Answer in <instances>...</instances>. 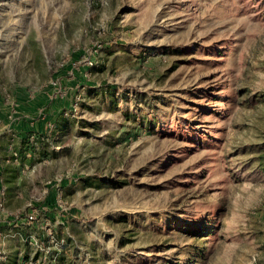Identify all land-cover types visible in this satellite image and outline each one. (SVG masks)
I'll use <instances>...</instances> for the list:
<instances>
[{"label": "rangeland", "instance_id": "1", "mask_svg": "<svg viewBox=\"0 0 264 264\" xmlns=\"http://www.w3.org/2000/svg\"><path fill=\"white\" fill-rule=\"evenodd\" d=\"M26 103L0 264H264V0H0V115Z\"/></svg>", "mask_w": 264, "mask_h": 264}, {"label": "crops", "instance_id": "2", "mask_svg": "<svg viewBox=\"0 0 264 264\" xmlns=\"http://www.w3.org/2000/svg\"><path fill=\"white\" fill-rule=\"evenodd\" d=\"M38 101H41V100H38ZM25 105H27L26 107L27 108H23L22 109V107H21V111L22 112H20V114L21 113H24V115H26V117L23 115L22 117H21V120H18L17 122H12V121H10L9 119H8V115L5 117L4 116V118H7V120H5L4 118H3V116H1L0 115V117H2V121H4L5 122V126H4V128H6V129H8V130H10V127H14V128H16V130L18 131V136H19V142H21V138L23 137V136H25L26 135V133L27 132H30V131H40V132H43V129H44V124H41V123H39L38 121H35L34 122V120H33V118H31V119H29V118H27V116L28 115H31L32 113H30L34 108L36 109L37 108V105H38V103H33V104H31V103H29V104H25ZM7 121V122H6ZM4 128H2V129H4ZM2 139H1V141H0V172H2L3 173V177L5 178V183L6 184H9L8 183V178H9V176H8V173H10V169H7V168H10V167H12L13 165H11V164H5L6 162H4V160H3V157H8L9 156V153H8V150H7V147H6V143H7V138L5 137V136H3V137H1ZM8 154V155H6V154ZM0 186L1 187H3V185L4 184H2V178L0 177ZM0 191H1V188H0Z\"/></svg>", "mask_w": 264, "mask_h": 264}, {"label": "built area", "instance_id": "3", "mask_svg": "<svg viewBox=\"0 0 264 264\" xmlns=\"http://www.w3.org/2000/svg\"><path fill=\"white\" fill-rule=\"evenodd\" d=\"M92 65V62H88V66ZM44 117V115H43ZM46 131L48 133H50L51 131V127H46ZM19 139V136L17 135L16 132H12L10 134V136L8 137V144H7V150L9 153V156L6 157L5 162L6 163H11V164H16V165H24L22 163V159L26 160L27 158H31L33 155V148L35 149L37 147L38 141L39 139L43 140V137H40L39 135H37L36 133H32L28 136L27 138V143L26 146L24 148V151L22 152V154L17 150L16 148V144H17V140ZM23 169V168H22ZM4 187H1V191H0V207H2V203H3V194H4ZM56 191V195L60 196L61 192H62V187H59L55 189ZM30 219H32V216H29Z\"/></svg>", "mask_w": 264, "mask_h": 264}, {"label": "trees", "instance_id": "4", "mask_svg": "<svg viewBox=\"0 0 264 264\" xmlns=\"http://www.w3.org/2000/svg\"><path fill=\"white\" fill-rule=\"evenodd\" d=\"M32 133H36L37 135H39L40 137H43V138H45V136H46V134L44 133V132H40V131H30V132H27L26 133V135L25 136H23L22 138H21V145H22V147H21V150H18L21 154H22V152L24 151V148H25V146H26V143H27V138H28V136L30 135V134H32ZM39 141H41V139H39ZM38 141V142H39ZM43 141V140H42ZM36 149V148H35ZM34 148H33V152H34V150H35ZM23 160V159H22ZM7 169H9V168H7ZM18 168H14L12 171H15V170H17ZM0 177L2 178V180H3V173L2 172H0ZM1 183V182H0ZM0 188H1V186H0Z\"/></svg>", "mask_w": 264, "mask_h": 264}]
</instances>
